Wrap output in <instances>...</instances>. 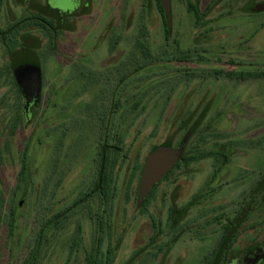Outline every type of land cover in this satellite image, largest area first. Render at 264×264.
<instances>
[{
  "label": "rangeland",
  "instance_id": "374dc122",
  "mask_svg": "<svg viewBox=\"0 0 264 264\" xmlns=\"http://www.w3.org/2000/svg\"><path fill=\"white\" fill-rule=\"evenodd\" d=\"M166 5L2 1L0 264H264V0Z\"/></svg>",
  "mask_w": 264,
  "mask_h": 264
},
{
  "label": "trees",
  "instance_id": "16d2710c",
  "mask_svg": "<svg viewBox=\"0 0 264 264\" xmlns=\"http://www.w3.org/2000/svg\"><path fill=\"white\" fill-rule=\"evenodd\" d=\"M188 9L190 12H192L194 15L197 14L196 12V9L194 6L192 5H189L188 6ZM38 16V18H36V22L41 25V26H44L46 24H53L54 21L51 20V19H48V18H45V17H42L38 14H36ZM163 24H166V20L163 19ZM16 93L18 95V97L21 99V93L19 90H16ZM21 110V107L19 106L18 109H17V112H19ZM112 148L110 147H105L103 148V153L101 155V164L100 166L98 167L99 169V172L97 174V180L95 182L96 184V189L95 191H99V192H104V189L105 187L107 186V183H108V177H107V172H106V164L105 163V157L106 155H108L109 152H111ZM24 159V162H23V166H22V171L20 172L21 175H26V172H27V162L25 161V157L23 158ZM97 169V171H98ZM39 242L37 241V245H36V249H35V252L30 255L28 257V259L25 261L24 264H34V261H35V258H36V255L40 252V249H39ZM85 264H97V261L95 259L94 256H92L91 254H87L85 256Z\"/></svg>",
  "mask_w": 264,
  "mask_h": 264
},
{
  "label": "flooded vegetation",
  "instance_id": "af4514ba",
  "mask_svg": "<svg viewBox=\"0 0 264 264\" xmlns=\"http://www.w3.org/2000/svg\"><path fill=\"white\" fill-rule=\"evenodd\" d=\"M3 0H0V5L2 3ZM56 0H49V2H52L53 4H55ZM61 1V0H59ZM62 1H72L74 2L75 0H62ZM3 5V4H2ZM197 12V10H196ZM26 13V12H25ZM40 16L44 17L43 15L40 14ZM36 18H38V16H36ZM26 24V17L23 16L22 18H20V25L22 26V23ZM19 23H15L13 26L19 24ZM165 25V24H164ZM13 32L12 26H9V24H4L3 26H1L0 24V36H3L4 38H0V52L2 53L3 57H5L6 62L3 64V66H1L0 68V76L3 78H8L10 79V83H8L7 85V90L8 94L10 93L11 90H24L17 82L16 77H15V69L12 71V55L10 53V50L7 49V46H10L9 40L8 38L11 36ZM8 37V38H7ZM21 93V91H20Z\"/></svg>",
  "mask_w": 264,
  "mask_h": 264
},
{
  "label": "water",
  "instance_id": "95a60500",
  "mask_svg": "<svg viewBox=\"0 0 264 264\" xmlns=\"http://www.w3.org/2000/svg\"><path fill=\"white\" fill-rule=\"evenodd\" d=\"M162 4H163V9L164 12L167 16V5H166V0H161ZM29 76L27 75L26 77H23L20 79L17 78V82L18 84L24 89L23 91L25 93H29V95H32L33 93H35V89L38 87V80L36 78V71L33 70L32 68H27L25 70Z\"/></svg>",
  "mask_w": 264,
  "mask_h": 264
}]
</instances>
